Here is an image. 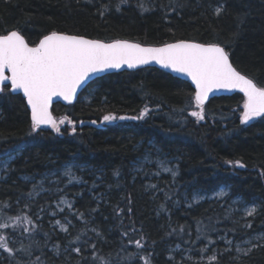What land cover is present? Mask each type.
<instances>
[{
	"label": "trees",
	"instance_id": "1",
	"mask_svg": "<svg viewBox=\"0 0 264 264\" xmlns=\"http://www.w3.org/2000/svg\"><path fill=\"white\" fill-rule=\"evenodd\" d=\"M6 30L30 45L53 31L150 45L216 43L264 85V0H0V34ZM194 93L160 68L112 72L73 103L53 104L54 118L67 117L60 133L51 126L33 132L24 98L0 93V159H9L0 179V223L8 227L0 236L13 249L0 248V264H264V117L242 124L244 98L236 92L206 101L205 119L197 120ZM145 106L143 119H119ZM151 148L176 163L175 177L136 169ZM68 166L78 181L64 177ZM220 188L228 189L224 202L183 205L184 197ZM62 196L72 205L67 232L50 214ZM230 199L256 212L242 218L220 206ZM254 235L261 237L247 254L225 243ZM187 251L194 259L183 257ZM210 255L216 259L207 262Z\"/></svg>",
	"mask_w": 264,
	"mask_h": 264
},
{
	"label": "snow or ice",
	"instance_id": "2",
	"mask_svg": "<svg viewBox=\"0 0 264 264\" xmlns=\"http://www.w3.org/2000/svg\"><path fill=\"white\" fill-rule=\"evenodd\" d=\"M121 2L126 3L127 0H121ZM140 7L143 11H147L142 4ZM222 11V5L215 9L216 15H220ZM149 61H155L165 68H171L191 78L195 85L193 100L199 110L192 111L190 115L197 120L205 119L204 104L209 93L214 89H238L243 93L244 103L240 117L242 124L248 123L255 117H264V85H258L253 79L241 74L230 62L225 49L218 44L206 45L183 40L165 44L162 47H142L140 44L127 41L117 40L105 43L53 31L45 35L35 46H30L19 31L6 30L0 34V93L6 89L11 92L22 90L31 107L33 132L40 130L42 125H49L56 133H60V125L65 123L67 117L59 120L53 117L49 111L53 97L59 96L66 101H71L77 89L86 83L91 74L109 68L119 69L122 65L133 68L136 65L147 64ZM149 111L145 106L138 116L119 119H143ZM115 119L117 118L112 115L103 117L106 122H112ZM68 123L73 122L68 120ZM145 159L147 160V157ZM227 163L244 166L240 161ZM161 166L163 167L162 162ZM163 170L172 171L167 167ZM64 175L71 178L70 183L78 179L72 175L70 168ZM218 195L223 197L226 193L221 191ZM61 202L66 203V201ZM60 210L63 211V209ZM245 212L246 215L252 216L256 208L255 206L246 208ZM80 216L82 217L83 213H80ZM19 219V217L16 218L17 221ZM6 227H8L6 223H0V228ZM246 227L251 225L248 224ZM61 229L67 232L65 226L61 225ZM24 231L28 229L25 228ZM197 231H201L199 227ZM209 243L214 241L209 240ZM228 243L230 244L231 241ZM135 244L137 248L143 247L139 240H136ZM0 248L9 253L13 252L3 236H0ZM74 250L78 253L80 251L79 248ZM206 250L205 248L201 251ZM237 251H241L238 246ZM215 259V256L210 257V260Z\"/></svg>",
	"mask_w": 264,
	"mask_h": 264
},
{
	"label": "rangeland",
	"instance_id": "3",
	"mask_svg": "<svg viewBox=\"0 0 264 264\" xmlns=\"http://www.w3.org/2000/svg\"><path fill=\"white\" fill-rule=\"evenodd\" d=\"M256 118L257 117H255L253 119H256ZM146 157H147V160L145 159ZM8 160L9 159H6V158L0 159V179H2L4 177L3 171H5L7 168ZM161 162L163 163V167L161 166ZM164 167H167V168L171 169L172 171L166 172L163 170ZM69 168L71 169L72 175L76 177V175H74V172L70 166L65 167L63 169V171H62L63 175H64L65 171L68 170ZM136 169H138L142 173L146 174V176L149 178L158 177L162 174H169L170 176L175 177L177 174L176 163L173 162L171 159L167 158L166 156L162 155L158 151V149H156V148H151V149H148L146 151L145 155L141 159H139ZM173 172H175L176 174L173 175L172 174ZM64 177L68 181L71 179L69 176H66V175H64ZM75 181H78V179L72 180L71 183L75 182ZM221 191H224L226 193V195L223 197H220L218 195V193H220ZM227 198H228V189L220 188V189H218L212 193H208V194H204V193L194 194L193 196L189 197V199H187V200H185L186 197H184V204L183 205H184V207H189V206H191V205H193L199 201H202L204 199L224 202ZM61 201H66V203H62ZM69 205H71V200L65 196H62L54 202L53 208L50 211V214L53 217H55L52 224L60 231H63L61 229V225L66 227V223H67L68 218L66 217L65 213H72V208L69 207ZM220 206H224L225 208L231 207L232 208L231 210L234 211L237 214V216L245 218L248 216V215H246L245 209L251 208L252 206H255V205H247V204L243 203L240 199H230L228 204L222 203ZM255 208H256V206H255ZM60 209H63V211H61ZM57 221H59V224H57ZM260 237H261V235H254V236L248 237L245 240L240 241V242H234L233 240L227 239L225 243L228 247L233 249L235 254L240 255L242 253L249 251V249H251L254 246L255 242L258 239H260ZM228 241H231V243L229 244ZM237 246L241 249L240 252L237 251ZM173 249H174V251H177L180 248H179V246H176ZM192 255L193 254H190V252L187 251L183 255V257H192V259H194V257ZM210 257H212V256L210 255L206 258L207 262L211 261Z\"/></svg>",
	"mask_w": 264,
	"mask_h": 264
},
{
	"label": "water",
	"instance_id": "4",
	"mask_svg": "<svg viewBox=\"0 0 264 264\" xmlns=\"http://www.w3.org/2000/svg\"><path fill=\"white\" fill-rule=\"evenodd\" d=\"M50 34V33H48ZM46 34V35H48ZM63 34H67V35H74V34H68V33H63ZM45 36V35H44ZM43 36V37H44ZM75 36H81V35H75ZM42 37V38H43ZM86 39H92V38H89V37H85V36H82ZM40 38V40L42 39ZM39 40V41H40ZM92 40H98V39H92ZM117 40H120V41H127L129 43H133V44H140L142 47H162L164 46L165 44H171V43H175V42H178V41H188V42H195V43H201V44H216V43H202V42H199V41H195V40H185V39H180V40H175V41H171V42H167V43H164V44H160V45H150V44H142L140 42H137V41H131V40H126V39H117ZM117 40H112V41H103V40H100L102 42H105V43H111L113 41H117ZM39 41L36 43L38 44ZM35 44V45H36ZM30 45V44H29ZM35 45H30V46H35ZM219 45V44H218ZM221 46V45H219ZM222 47V46H221ZM230 60V58H229ZM231 62V61H230ZM143 67H156V68H160L164 71H167L168 73H171L172 75L176 76V77H179L187 82L190 83V85L193 87L194 91H195V85L194 83L192 82L191 78L188 77L186 74H183V73H179V72H175L173 71L171 68H165L163 65L155 62V61H149L147 64H143V65H136L135 67L133 68H128L127 65H122L121 68L119 69H116V68H109V69H105L103 71H98L94 74H91L90 78L86 81V83L81 86L80 88L77 89L76 91V94L74 95V97L72 98L71 101H66L63 99V97H59V96H56V97H53L52 98V102L50 103V106H49V111L51 112L52 114V111H51V108H52V105L55 104V103H62V104H70V103H73L74 101H76L80 95V93L83 91V89L91 82L93 81L94 79L98 78V77H101L103 75H106V74H109V73H112V72H119V71H125V70H136V69H139V68H143ZM243 74V73H241ZM244 75V74H243ZM246 76V75H245ZM8 84H10V82H6ZM11 92V91H10ZM241 93L238 89H214L212 92L209 93V97L206 101H208L209 99H211L212 97H218V96H229L233 93ZM13 94H21V96L24 98V101H25V104H26V107H27V110L29 112V117H30V120H31V107L30 105H28L27 103V98L24 96L22 90H18L16 92H11ZM243 95V93H241ZM205 101V102H206ZM53 115V114H52ZM32 121V120H31ZM49 125H42L41 127H47Z\"/></svg>",
	"mask_w": 264,
	"mask_h": 264
}]
</instances>
